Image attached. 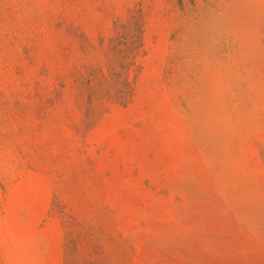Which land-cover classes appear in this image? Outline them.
<instances>
[{"label": "rangeland", "instance_id": "1", "mask_svg": "<svg viewBox=\"0 0 264 264\" xmlns=\"http://www.w3.org/2000/svg\"><path fill=\"white\" fill-rule=\"evenodd\" d=\"M0 264H264V0H0Z\"/></svg>", "mask_w": 264, "mask_h": 264}]
</instances>
